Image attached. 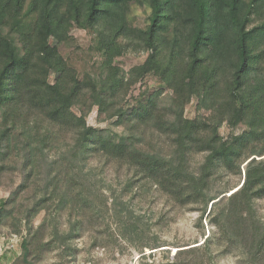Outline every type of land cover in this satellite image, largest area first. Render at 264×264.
<instances>
[{"label":"trees","instance_id":"1","mask_svg":"<svg viewBox=\"0 0 264 264\" xmlns=\"http://www.w3.org/2000/svg\"><path fill=\"white\" fill-rule=\"evenodd\" d=\"M6 174L22 264L75 256L95 218L143 264H264V0H0ZM146 195L198 212L203 240L145 253L169 245L134 207Z\"/></svg>","mask_w":264,"mask_h":264},{"label":"rangeland","instance_id":"2","mask_svg":"<svg viewBox=\"0 0 264 264\" xmlns=\"http://www.w3.org/2000/svg\"><path fill=\"white\" fill-rule=\"evenodd\" d=\"M134 13L140 22L144 21L145 13L142 8L136 6ZM74 34L80 44L88 45L87 33L84 30L75 29ZM142 59L131 58L129 62L134 64ZM95 114L94 112L89 118L90 123H95ZM108 177L109 181L114 180L111 172ZM11 178V174H6L0 179V201L9 194L8 185ZM133 202L134 207L145 220L146 229L151 233L156 232L162 241L169 244L154 250L146 248L145 253L148 255L155 251L156 259H166L168 252L174 255L177 250L185 248L176 245L191 244L193 246L195 241L203 240L201 231L196 226L198 212L190 211L188 208L173 207L162 196H137ZM260 207V211L264 214V203ZM40 219L41 217L37 219V223ZM204 223L206 232L209 234L211 225L206 219ZM87 228L88 231L84 236L74 242L77 248L75 256H65L59 250L43 252L36 264H143L140 251L134 244L119 236L114 223L108 225L95 218ZM21 239L20 234L13 232L9 222L6 225H0V264H22L19 262L22 252ZM218 264H244V262L239 254H227L219 258Z\"/></svg>","mask_w":264,"mask_h":264}]
</instances>
